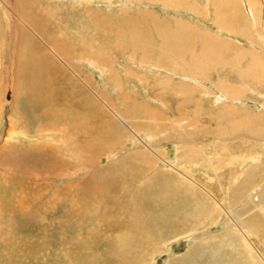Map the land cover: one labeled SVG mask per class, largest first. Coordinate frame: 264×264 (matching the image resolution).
<instances>
[{"label": "rangeland", "instance_id": "1", "mask_svg": "<svg viewBox=\"0 0 264 264\" xmlns=\"http://www.w3.org/2000/svg\"><path fill=\"white\" fill-rule=\"evenodd\" d=\"M2 1L0 0V4ZM25 1L28 3V8L29 3H33L34 10L37 8L42 10V14L38 15V18L50 20L49 22L52 24L51 26L49 25L50 27L45 21L47 26L46 32L50 36H55L63 41L65 47L63 50L67 56L65 54L62 58L61 54L55 48L52 49V52L49 47L40 46V48L39 45L37 46L35 44L37 46L35 47L36 53H40L45 48V51L43 50L41 53L44 55L42 58L47 59L45 60L46 62L56 65V63H60V60H63L66 63L74 64L80 68L83 71V75L85 74L93 85L96 86L100 94L104 98L106 97L108 101L110 100L109 103L114 102L119 111L126 110L124 109L126 103L124 96L126 94L131 95L137 102L143 105L139 112H143L147 108V113L140 114L152 116V118L148 117L145 121H150L152 130H155L156 134L154 135L153 131H151L153 132L151 134L148 130H144L139 136V134H136L138 130L135 128V119L128 120L124 117L122 120L118 118L119 120L116 119L117 121H114L115 119L113 117L115 116H111L109 112L110 107L107 108L104 105L105 109H103L105 111L107 110V112H104L105 114L103 113L102 116L104 115L105 118L111 120L114 119L112 121L113 123L110 124L111 126H106V130L105 128L92 129L93 137H91V143L88 145L89 148L86 147L83 152L84 154L81 153L83 157L84 155L86 156V159L92 158L91 160H94L99 156L98 152L100 153L104 150L102 157L97 159L93 163L94 165H89L85 168L81 167L84 160L81 161V157L77 155L74 157L73 162L67 163L70 158L68 153L64 149L63 151L59 147L54 146L55 143H61L63 146L67 144L64 143L61 136L64 134V137L67 138L66 133H69V126L67 122H63V117L61 118L59 113H57L61 110L60 108L64 107V99L58 96V101L54 100V106L57 108L52 106L51 113L49 114L51 118L50 116H44L47 119L43 117L44 119L41 118L42 120L37 122L35 116L33 117V115L27 113L25 107L28 105L25 98L29 96H24V90H26L24 87L25 79L29 77H25V73L22 67H20L23 64L20 62V59L15 60L14 53H12L13 55L11 54L12 48L14 47L11 45V42H13L11 39L14 36L8 28L10 23L7 19V10L5 17V13L0 7V102L2 103L0 110V264H120V256L116 254L118 251H111L109 246L112 245L115 247V250L120 248V243L118 242H120L119 234L121 233H124V235L130 234L127 255L129 257H135L131 258L130 264H134L133 262L135 264H143V262L149 259L151 254L153 255L161 248V243L151 244V240L154 241L152 238H157V241H160L159 238L161 240L162 238L166 239V236L172 237L173 234H178V237H181L180 240H174L175 242L172 243L171 253L165 252L157 255L156 264H167L171 257H174L171 259V261H175L174 264H180L182 258H186V260L182 259L183 262L181 264H191L192 260H194L193 264H208L209 261L212 263L213 257L219 258H217L219 264H234L235 262V264H251L250 252L244 250L245 246L243 244L238 247L236 243L234 251L230 244L222 248L215 246L206 247V255L201 263L200 254L204 249L196 245V238L200 237L204 232H207L210 226L203 228L201 233H196L192 237L186 238L184 236L187 234H183L182 231H185L189 225L186 223H183V225L180 221L182 218L183 221L186 218L191 219L188 214L192 213L194 207L201 205L204 201L199 204L196 198L191 197V195L184 194L180 198V193H178L176 201L173 202L169 197L170 195L165 192L166 190L160 184H157V182L152 183L151 178L154 173L160 170L166 171L167 174L171 175L170 177L175 178L177 176L175 175L176 170L183 172L184 170L182 169H188V171L194 174L198 182L205 184L218 196L217 198L222 199L225 193L228 192L227 186L230 184L229 179H232V173H234V165H227L229 162L228 159L234 155H229L222 151L224 147L223 143H225V147H230L229 149L235 155L241 154L239 149L241 148L242 150L243 147L246 148H244V153L248 155L256 156V153L260 151H263L264 154V149L262 148L264 146V139L258 135L253 136L251 132L252 127H256V123H252V125L248 123L246 127H244L245 125H240V127L235 128V116L233 120L230 119L225 125L219 123V116L222 110L226 109L225 107L237 108L236 110L246 109L256 114L264 113V86L258 83L255 78V73L248 72L249 55L240 57V49L237 47L238 44L244 50H252L258 54L260 53L259 55H262L261 58L264 61V48L258 49L256 47L260 44L263 45L260 37L256 35L253 41H249L242 34L233 33L228 29L221 28L212 19L210 14L213 12L212 9V12L207 10L208 15H203L198 14L195 10L187 9L184 6H175L177 2L170 3L171 6L163 0ZM190 1L200 7H204L208 3L204 0ZM233 1L238 6L241 5L242 15L247 20V22H244L247 27L252 29L253 25L248 22L250 20H248L247 16V14L250 15V12L245 10L243 0H224V6L228 9L227 11L231 10ZM258 1L260 2V0ZM221 2L223 5V0ZM253 3L255 2L251 3V7ZM210 7L211 5L206 6L209 9ZM91 11H95L97 14L100 12L105 17L106 22L117 23L119 30H116L115 26H112L113 30H105L106 33L100 28L98 30L95 21L92 22L94 19H91V15L89 14ZM21 12L22 18L18 23L27 26L26 22L29 20L30 14L27 10ZM100 13L99 15H101ZM42 15L43 17H41ZM17 17L19 18L18 14ZM176 21L183 22V30L181 31L184 34L185 32L189 34L191 28L193 31L210 32L215 37L217 36L218 39H222H219L221 42H218L215 54L213 48L206 50L211 58L214 57L213 60L210 58L209 62L206 61V57L208 56L206 52L201 60L203 61L201 71L206 75L205 77L203 76L204 78L190 75L187 71L183 73L186 69L185 63H190L188 60L191 59L193 53L186 55L187 60L184 64L175 58V62L182 64V67L185 68L184 70L182 67L180 70H177L179 66L176 64L157 62L158 58L163 55L161 53H165V57H167V49H165V46H162L166 38V33L163 32V28L168 26L174 32L179 31V24H176ZM185 24L189 27L187 31ZM240 25L242 26V23ZM241 26L240 28H242ZM106 27H109V25ZM134 29H137L138 34V39L136 40L132 39ZM143 37H146V44L151 49V59L144 57L141 54L142 52L133 53L131 51V45L142 43ZM189 37L184 36L185 39ZM192 38L193 42L189 43L188 47H194L199 52L201 45H204V43L199 40L198 36ZM27 39V44L29 40L32 42L31 38ZM20 41L21 39L15 46L18 48V51L19 49L21 50L22 46ZM228 42L231 44L229 45ZM119 43L120 45H124V48H119ZM225 48L229 51H226ZM46 51H49L48 54H46ZM41 53L37 56L35 55L36 59L41 56ZM69 53L71 57H69ZM151 54L154 56L151 57ZM55 55H58V57ZM93 55L100 57L94 58ZM239 57L241 60L244 57L245 60L241 61ZM98 59H101V61H98ZM216 60H218V63ZM201 61L200 63L198 62V65H201ZM263 61L261 66L264 65ZM211 62L213 63L211 64ZM226 63H228L227 66ZM231 63H233L232 66ZM250 67H252V62ZM240 70L245 71L246 76H240L242 74V72L240 74ZM33 77V75H30L29 81ZM245 79L248 80L246 81ZM220 82L232 84V86L236 87H234L236 91L239 90L237 93L240 95L234 100L226 97V94L223 91L221 92V89L218 87V83ZM10 84L15 85L20 90L19 94L16 93V102L14 101L16 94H12L15 93L16 89L14 87L11 88L12 86ZM92 88L95 89L94 87ZM59 89H63L60 84ZM61 93L62 95L64 93L68 94L65 89ZM90 96V99L95 100ZM71 97H69L68 101L74 106L76 104L74 102L76 101H73V98H76V96ZM189 98L192 99V102L189 101ZM182 100H184L183 104ZM95 101L99 102L97 100ZM99 104L103 105L101 102ZM177 104H181V106ZM66 106H68V103ZM76 107L80 111L87 109V107L79 108L76 104L75 110ZM57 116L60 118H57ZM135 116L140 120L141 115ZM15 117L19 121H15ZM19 117L21 118L18 119ZM55 118L60 120L57 121ZM52 120H55V122ZM120 122H123L122 126ZM128 122L133 125H128ZM154 122H159V124H154ZM118 123L119 125H117ZM261 126H264V124H261ZM58 127L62 134L58 130ZM215 127H222L220 130L222 133H219L218 137L216 136L219 130H216ZM114 129L116 130L114 131ZM57 130L60 133L56 132ZM78 131L81 132L82 127H79ZM99 131L101 132L100 134L104 133L105 137L99 135ZM180 133H182L183 137ZM191 135H193L192 140L195 141V145H198L200 151L205 149L207 152L206 159H199L201 152L197 148V145L189 144L191 145V150L186 151V153L182 152L187 147L180 141L181 138L182 140H188V136ZM101 136L105 138L107 145L101 139ZM119 136L120 138H118ZM257 136L259 139L254 138ZM52 137L55 138L54 142L51 140ZM94 139L95 141H100V143L97 144L98 142H95ZM68 140L69 138H67V142ZM155 141L156 143H161L167 155L165 156L167 160L160 161V164H157V166L161 167L153 168L152 165L148 167L143 159L137 160L136 165L134 164L133 166L131 163L125 166L119 163V161L128 158L129 160L136 158L134 151L142 150L147 145L152 146L150 147L152 149ZM28 144L33 145V150L39 149V152H31L32 149H30L31 147ZM103 145L105 146L103 147ZM100 146L103 147L101 151H99ZM26 147H29L28 150L25 149ZM78 147L81 148V145ZM94 148L98 151H95ZM52 149L57 151L55 152L53 150L55 155ZM23 150L26 152L30 150L29 152L31 153L28 155L25 152V154ZM43 151L48 153L45 155ZM95 152H97V155ZM38 154L41 155L39 156ZM190 154H194L197 157L191 156ZM60 159H64L66 162H60ZM116 160L118 161L117 163ZM239 162L237 161L238 164ZM122 167L125 170H120ZM145 168L146 170H144ZM129 169L134 171H130ZM157 169L158 171L155 172ZM116 173H121L122 175L120 177L114 176ZM106 178L109 182L107 184L112 183V186H108L109 190H106L108 196L102 190L106 186L104 184ZM137 189H140L139 194L135 193ZM160 190L165 195L163 196L165 199L160 201L161 203L159 205V202L152 201L151 195L154 194L152 196L157 197L160 194L162 197ZM143 192H146L145 194L150 192V194H147V197H145ZM170 206L175 208L171 212L169 210ZM154 207L156 208L153 209ZM151 210L155 215H151ZM144 214L145 217H148L145 218ZM153 219H156V221ZM111 221L114 223L111 224ZM144 222L145 224H143ZM156 223L161 224L158 226L159 228L155 225ZM223 228V224L211 227L213 232H219ZM149 233L151 234L149 235ZM153 233L157 237H155L156 235L152 237L154 235ZM254 241L257 244L259 243L255 239ZM192 247H195V249H190ZM143 248L145 250L142 251ZM260 249L264 252L263 247L260 246ZM189 250L190 254L188 256L184 255ZM215 251H217L216 256H214ZM139 252L142 254L140 253V255ZM121 264L123 263L121 262Z\"/></svg>", "mask_w": 264, "mask_h": 264}, {"label": "bare ground", "instance_id": "2", "mask_svg": "<svg viewBox=\"0 0 264 264\" xmlns=\"http://www.w3.org/2000/svg\"><path fill=\"white\" fill-rule=\"evenodd\" d=\"M37 1L38 0H34V2H37ZM163 1H165L166 4L177 2V4L175 6H179V5L180 6H184L187 9H190L192 11H194V10L197 11L198 14H203V15L207 14L208 15L207 10L209 12L213 11L212 13H210L211 16H212V19L217 24H219V26L221 28L228 29L229 31H231L233 33L242 34V36L246 37L249 41L250 40L253 41L256 38V35H257L263 41V45L260 44V45H257L256 47L258 49L264 48V0H260V2L258 0H243L244 1L243 6H244L245 10L247 12H250V15L247 14V16H248V20H250L248 22L253 25L252 29L250 27H247L245 22H244V21L247 22V20H245V18L242 15L241 5L238 6L234 1L232 3V8H231L230 11H227L228 9L224 6V0H223V5H222L221 0H204V1L208 2L207 5H206L207 7H208V5H211L210 9L206 8L205 5H204V7L196 6L190 0H163ZM206 2H205V4H206ZM252 2H255V3H253L252 7H251V3ZM0 7H1L2 11H4L5 14L4 13L3 14L5 15V17H6V10H7V13H8V18L7 19L9 20V23H10L8 28L11 31V34H13V36H14V38L11 39V41H13V42H11V45L14 46L12 48L11 54L14 53L15 60L19 58L20 62L23 63L22 66H20V67H22L23 72L25 73V77H29L30 78V75H33L35 77V78L33 77L31 79V81H29V78L25 79V87H24V89H26V90L23 89L25 91L24 92L25 95L24 94H22V95H24V96L28 95L29 96L28 98L24 97L26 102H27V105L29 106V107L28 106L25 107L26 110H27V113L33 115V117L35 116V119L37 120V122L39 120H42L41 118H43L44 116L45 117L46 116L47 117L50 116V118H51V115H49V114L51 113L52 106H54V104H55L54 100L58 101V99H59L58 96H61L64 99L65 105H64V107L62 106L63 108H60L61 110L59 112H57V113H59L61 118L63 117V122L65 121V122L68 123L69 133L67 132L66 136H67V138H69V140L67 142V138L64 137V134H63L61 136V139L64 141V143H67V144H65L63 146L61 143H59V144L55 143L54 146L59 147L61 150L64 149L68 153L70 158L68 159L69 161H67V163L68 162H73L74 157L77 155V156L81 157L80 158L81 161L84 160V162H82L83 164H82L81 167L85 168V167H88L89 165L90 166L94 165L93 163H95L97 159L102 157V155H103L102 153H103L104 150L101 149V148H103L105 145H103V147H101L102 145L100 146V148H99L100 150L99 151H101V150H103V151L100 152L101 154L98 152L99 156L97 158H95L94 160H91L92 158L91 159H86L85 158L86 156L84 155V157H83V155H81V153L84 152L86 147L89 148L88 145L91 143L90 142L91 137H93L92 136L93 134L91 132L92 129H95V128H98V129H100V128L102 129L103 128L104 129L105 128V130H106L107 129L106 126H108L111 123H113L112 121L114 119H115L114 121H117L116 119H118V118L122 120V119H124V117H126L128 120L135 119V122H136L135 126L136 127L135 126L134 127L138 130V132H136V134H139V136H140V133L142 131H144V130H148L149 133L151 131H153L152 130V125H150V121H145L148 117L152 118V116H145V115L140 114V113H144L145 114V113H147L146 111H148V110H147V108H145L143 110V112H139L140 109L142 108L141 106H143V105H141L140 102H137L131 95L126 94L124 96V99L126 101V103L124 105V109H126V110L119 111V109L116 107L114 102H112V103L110 102L109 103L110 100L108 101L106 99V97L104 98L100 94V92L96 88V86L93 85V83L85 76V74L83 75V71L80 68L76 67L74 64L66 63L63 60H60V63H56V65L46 62L45 60H47V59H43L42 56H44V55H43V53H41L45 48H43V50L41 49L42 50L40 52L41 56H39L38 59H36L35 55L37 56V55L40 54V53L37 54L36 51H35V47H37L38 45H39V47L40 46L41 47L42 46L49 47V49L51 48V50L53 48H55L59 52V54H61L62 58L66 54L65 51L63 50V49H65L63 41L58 39V38H56L55 36L54 37L50 36L49 33L46 32L47 31V26L45 24V21L48 24V26L49 25L51 26L52 24H50V22H49L50 20L43 19V18H38V15L42 14V10L41 9L37 8L36 10H34L33 3H29V8H28V3L25 0H3L2 3L0 4ZM211 9H212V11H211ZM23 10H27L28 13L30 14V16H29V20H27V22H26L27 26H23L24 24L21 23L22 26L20 27L21 24L18 23V21L22 18V15H21L22 12L21 11H23ZM99 13L97 14L95 11H91L89 13L91 15V19H94V20H92V22L95 21L96 26L98 27V30L100 28L101 30H104L103 31L104 33H106L105 30H110V29L113 30L112 26H115L116 30L117 29L119 30V28L117 27V23L106 22L105 17L101 13H100L101 15H99ZM17 14H18L19 18L17 17ZM154 16H157V15H154ZM41 17H43V15ZM255 19H257V20H255ZM11 23H13V24H11ZM182 23L183 22L176 21V24H179V26H178V30L179 31H177V32H174L168 26L163 28V32L166 33V38H165L164 43H163L162 46H165L166 47L165 49H167V52H166L167 53V57H165V53H161L163 55L160 58H158L157 62L163 63V64H172V65L176 64L177 66H179L177 68V70L178 69L180 70V68L182 67V64H180V63L183 62V64H184L186 62V60H187L186 59V55L193 53V55H191V59L188 60L190 63H187V62L185 63L186 64V69L182 67L183 70L185 69L183 73H186L185 71H187V72H189L190 75H196V76H201V77L204 76L205 77L206 75H204L202 73V71H201L202 62H203L201 60L203 59V57L207 53L206 52L207 49H212L213 48V52L215 54L216 53L217 44H218V42H221V41H219V39L220 40H222V39L221 38L218 39L217 36L215 37V35L210 33V32L198 31V30L193 31V29H191V28H190L191 31H190L189 34H187L186 32L184 34L183 31H181V30H183ZM240 23H242V26L240 25ZM108 25H109V27L105 28V26H108ZM94 26H95V24H94ZM240 26L242 28H240ZM185 27H186V31H187L189 29V27L186 24H185ZM246 28H248V29H246ZM134 30L135 31L132 32V39L136 40V39H138L137 29H134ZM112 33H114V31H112ZM184 36H186V37L190 36V37L188 39H185ZM197 36H198L199 40L202 41V43H204V45H201V49H199L200 50L199 52H197L194 47L193 48L192 47H188L189 43L193 42V38L192 37H197ZM27 38H31L32 42L29 40V42H31V43L28 42V44H27L26 43V39ZM20 39H21L20 42L22 43V46H21V50L19 49V51H18V48H16L15 46L17 45V43L19 42ZM119 39H121V37H119ZM142 40H143L142 43H140L138 45H131L132 46L131 47V51L133 53H138V52L141 53L142 52L141 54L144 57L150 58L151 49H149V47L146 44V37H143ZM121 43H123V42H121ZM209 43H211V44H209ZM250 43H253V42H250ZM35 44H37V46ZM230 44L231 43H229V45ZM19 45H20V43H19ZM227 45H225V46H227ZM118 47L119 48H124V45H120V43H119ZM237 47L240 49V52H239V56L240 57L243 56V55H244V57L246 55L247 56L249 55L250 60H248V61L250 63L248 62V64H249V66H248L249 69L247 68L248 72L249 73H255L256 74L255 78L257 79L258 83H260V84H262L264 86V69H263L264 65L261 66L262 61H263V59L261 58L262 55L260 56L259 55L260 53L258 54L256 51L244 50L238 44H237ZM223 49H221V50H223ZM225 50H226V48H225ZM226 51H224V52L226 53ZM235 51H237V50H235ZM48 52L46 51V54H48ZM52 52H53V50H52ZM55 56L58 57V55H55ZM66 56H67V54H66ZM81 56H82V54H81ZM152 56H154V55L151 54V57ZM69 57H71L70 53H69ZM99 57L100 56H98V55L94 56V58H99ZM217 57H219V56H217ZM244 57L242 58L243 60H245ZM101 58L103 59V57H101ZM175 58L178 59L180 63H176L175 62L176 61ZM210 58H211L210 54H208V56L206 57V61L209 62ZM213 58H211V59L213 60ZM240 60H241V58H240ZM243 60H241V61H243ZM98 61H101V59H98ZM200 61H201V65H198V62L200 63ZM216 61L218 63V60H216ZM251 62H252V67H250ZM212 63L213 62H211V64ZM204 65H205V63H204ZM227 65H228V63H226V66ZM232 65H233V63H231V66ZM172 68H173V66H172ZM203 68H204V66H203ZM13 70H14V68H13ZM241 72H242V74H241ZM244 72L245 71H241L240 70V74L241 75L240 74L239 75L240 76H246V74ZM248 72H246V73H248ZM251 75H249V76H251ZM253 76H254V74H253ZM251 78H252V76H251ZM13 82H14V80H13ZM26 83H27V85H26ZM255 83L257 84V82H255ZM59 84L62 85L63 89H65V91L68 93V94L64 93V95H66V96L62 95L61 92H62L63 89L62 90L59 89ZM11 86H12L11 88L14 87L16 89L15 93H12V94L15 95L16 93L17 94L20 93V90L18 88H16L15 85H11ZM92 87H94L95 89H93ZM218 87L221 89V92L223 91L226 95L224 93L223 94L226 97L230 98L231 100L236 99L240 95V94L237 93L239 90L236 91L234 89L235 86H232V84H230V83L226 84V83L220 82V83H218ZM257 87H258V85H257ZM98 88H99V86H98ZM69 92H71V93H69ZM123 93H124V91H123ZM17 94H16V97H15V100H14L15 102L17 100ZM90 95L95 100L101 102L103 105H100L99 102H96L95 100L90 99L89 98ZM71 96H76V98H73V101H76L74 103H76L77 106H79V108L80 107H87V109L86 110L82 109V111H80V109H78L76 107V110H75L76 104H74V106H73V104L69 103V101H68L69 97H71ZM184 100H182L183 101L182 104L184 103ZM70 101H71V99H70ZM189 101L192 102V99L189 98ZM31 102H32L33 107L31 105ZM67 103H68V106H66ZM104 105L107 108L110 107L109 112H110L111 116L112 115L115 116V117H113L114 118L113 120L105 118L104 115L102 116V114L104 112H107V110L106 111L104 110L105 109ZM179 105L181 106V104H179ZM182 106H184V105H182ZM1 107H2V103L0 102V110H1ZM55 108H57V107H55ZM225 108L226 109L222 110V113L219 116V123L221 125H225L230 119L233 120V117L235 116V118H236L234 120V121H236V124L234 126L235 128L236 127H240V125H245L244 127H246L248 125V123L251 124V125H252V123H256V127H252V130L250 129L251 132H252L253 136L254 135H258V136H260V137H262L264 139V126H261V124H264V113L256 114V113H251V112H249V110H246V109L236 110L237 108L236 109L235 108L233 109L231 107H229V108L225 107ZM134 114L135 115H141L140 120H138ZM53 116H55V115H53ZM58 117L59 116H57V118ZM20 118L21 117H19L18 119H20ZM57 118H55V120ZM14 119H15V121H19V120H17L16 117ZM31 119H32V117H31ZM45 119H47V118H45ZM55 120L54 121L52 120V121L55 122ZM58 120H60V119H57V121ZM109 121H111V122H109ZM59 122H61V121H59ZM91 122H92V124H91ZM122 123H121V126H122ZM156 123L159 124V122H154V124H156ZM185 123H186V121H185ZM117 125H119V123ZM128 125L132 126L133 124L129 123ZM79 127H82V131L81 132L78 131ZM114 128H115V126H114ZM156 128H154V129H156ZM221 128L215 127L216 130H219V132H218L216 137L219 136V133H222V131H220ZM58 130L60 131L59 127H58ZM58 130L56 132H59ZM115 130L116 129H114V131ZM125 130H128V129H125ZM223 130H224V128H223ZM110 131H111V129H110ZM127 132H126V134H127ZM129 132H131V130H129ZM153 132H154V135H155L156 134L155 130ZM153 132H151V134ZM156 132H157V130H156ZM100 133L101 132L99 131V135H103L104 136V133L103 134H100ZM61 134H62V132H61ZM118 134H117V136H118ZM147 134H148V132H147ZM180 134L182 136V133H180ZM184 134H186V133H184ZM103 136H101V139L103 141H105V138H104L105 136L104 137ZM258 136L254 137V138H258ZM188 137H189L188 140H186V139L184 140L183 139L184 140L183 141L182 138L180 140L187 147V148H185V151L182 150L183 153H186V151H190L191 150V147H190L191 145H189V144L195 145V141L192 140L193 139V135L188 136ZM76 138H78V139H76ZM118 138H120V136ZM156 138H154V139H156ZM51 140L54 142L55 138L52 137ZM94 141H95V139H94ZM33 143H31V144H33ZM99 143H100V141L97 144H99ZM104 143L106 144V141ZM37 144H39V143H37ZM223 144H224V147H223L222 151L224 153L229 154V155H234V156H232V157H230L228 159L229 162L227 164V165H230V166L232 164L234 165L233 166L234 167V173H232V179H229L230 180V184L228 183L229 185L227 186L228 192L225 193V196L222 199L217 198L218 196L209 187H207L205 184H203L202 182H198L195 179L194 174L191 171H188V169H182V170H184L183 172H181V171L179 172L178 170H176L175 171L176 172L175 175H177V176L175 178L170 177L171 175L167 174L166 171L160 170L159 172L153 174V176L151 178V180H152L151 182L152 183L157 182V184H160L166 190L165 192L170 195V196L169 195L168 196L172 199L173 202L176 201V197H177L178 193H180V198H182L184 194L185 195L186 194L191 195V197L196 198V201L199 204H201L202 201H204L201 205H198V206L194 207L192 213L188 214V216H190L191 219H187L185 217L186 220L183 221V218L182 219L179 218V219H181L180 222L182 224L186 223L187 225H189L188 227H186V229L184 228L185 231L184 230L182 231L183 234H187V235L184 236L186 238L190 237V236L192 237V235H195L196 233H201L203 228H205L207 226H210L208 228L207 232H204L203 234H201L200 237H198L199 235L197 236L198 237V238H196L197 242L194 239L195 242H196V245L199 246L200 248L204 249L202 251V253L200 254L201 263L203 262V258L206 255V247L215 246L217 248H222V247L226 246L227 244H230L232 246V250L234 251L235 243H236V245H238V247L243 244L245 246L244 250L246 252L247 251L250 252L251 255H249V257L251 259V264L252 263L253 264H264V252L260 249V246L264 248V154H263V151L257 152L256 156H251V155H248V154L244 153V148L245 147H243L242 150H241V148L239 149L240 150L239 152L241 154H236L235 155L229 149L230 147H225V143H223ZM28 145H30V144H28ZM79 145H81V148L78 147ZM94 146H95V144H94ZM147 146H149V145H147ZM147 146H145V148L143 147L144 149H142V150L134 151V155H135L136 158L133 157L134 159L131 158L132 160H129V158H128V159H125L123 161H119V163H121L122 166L129 165L131 163V165L133 166L136 163L137 160H139V159L142 160L143 159V161L146 163V165L148 167H149V165H152L153 168L161 167V166H157V164L158 163L160 164V161L167 160V158L165 157V156H167L165 154V152H166L164 150L165 148H163L161 143L160 144L158 142L156 143V141H155V145H153L152 149H150V147H152V146H149V147H147ZM29 147H31L30 149H32L33 145L32 146L30 145ZM29 147H26L25 149L28 150ZM90 148H92V146H90ZM197 148L199 149L198 145H197ZM262 148L264 149V146ZM32 150H31V152H35V153L39 152L38 151L39 149L33 150V151ZM53 150L54 149H52V151ZM94 150H95V148H94ZM23 151H24V153L26 152L25 150H23ZM29 151L26 152L28 155L31 153ZM95 151H98V150H95ZM199 151H200V149H199ZM43 152L45 153V155H46V153H48L46 151H43ZM55 152H57V151H55ZM55 152H54V155H55ZM200 152H201V156H200V158L199 157L198 158L201 159V160L206 159L207 158V155H206L207 152L205 151V149L203 151H200ZM95 153L97 155V152H95ZM131 153L133 154V152H131ZM190 155L191 156H196L194 154H190ZM124 156H126V155L124 154ZM94 157H95V154H94ZM44 158H46V157H44ZM117 160H116V163L118 162ZM59 161L63 162V163L66 162V161H64V159H60ZM237 161L238 162L240 161L239 164L237 163ZM242 161H244V163H242ZM114 165H115V162H114ZM211 165H212V163H211ZM84 168H82V169H84ZM112 168H113V166H112ZM135 168H136V166H135ZM120 170H125V169H124V167H122V169L120 168ZM144 170H146V168ZM94 171L97 172L96 170H94ZM130 171H134V170H130ZM156 171H158V169L155 170V172ZM171 171H174V170H171ZM117 172H118V170H117ZM100 173H103V172H100ZM95 174H98V173H95ZM142 174H144V173H142ZM111 175H113V174H111ZM121 175H122L121 173H119V174L116 173L114 176H119L120 177ZM107 183H109V182L107 181V178H106V181L104 182V184H106V186H105L106 189H104L105 188L104 184H103L104 188L102 189V190H104L103 193H105V195H107L106 194V190H109L108 186L109 187L112 186V183L111 184H107ZM126 184H128V183H126ZM137 187H138V185H137ZM151 188H152V186H151ZM125 189H123V190L125 191ZM160 192H161V190H160ZM135 193L139 194L140 193V189H137L135 191ZM145 193L143 192V195ZM151 193H153V192L151 191ZM147 194H150V192L147 193ZM147 194H145V197H147L146 196ZM152 195L154 196V194H152ZM152 195H151L152 201L159 202V205L161 203L160 201H163V199H165V197L163 198V196H165V195L162 194V192H161L162 197L160 196V194H159V196L157 195V197H153ZM155 196H156V194H155ZM214 197H216V198H214ZM99 199H100V197H99ZM114 199L116 200V198H114ZM127 199H129V198H127ZM137 199H139V198H137ZM166 199H168V198H166ZM120 200H118V201H120ZM131 200H133V199H131ZM198 200H200L201 202L198 201ZM77 201H78V199H77ZM104 201H105V199H104ZM166 201L168 202V200H166ZM123 202H124V200H123ZM80 203H81V201H80ZM167 205H169V204H167ZM156 206H157V204H156ZM155 208L156 207H154L153 209H155ZM147 209H150V208H147ZM174 209H175L174 207H171V206L169 207L170 212L173 211ZM151 212H152L151 215H155V214H153L152 210H151ZM157 212L159 213V211H157ZM189 212H191V211H189ZM74 213H76V212H74ZM121 216H120V218L123 217V216L122 217ZM133 216H134V213H133ZM156 216L159 217L158 214H156ZM111 217H113V216H111ZM144 217H145V214H144ZM147 217L148 216H146L145 218H147ZM154 221H156V219ZM114 222H115V220H114ZM114 222L111 221V224L114 223ZM143 224H145V222ZM219 224H223L224 228L221 231L219 230V232H213L211 227L218 226ZM155 225H157V227H158L161 224L160 223H158V224L156 223ZM182 227H184V226H182ZM150 234L151 233H149V235ZM155 235L156 234H154L152 237H154ZM173 235H172V237L171 236H166L167 238L166 239L162 238V240H161V238H159L160 241H157V238L156 239L152 238V239H154V241L151 240L152 241V243H151L152 245L161 243L162 246L153 255L152 254L150 255L149 259L146 260L147 263L145 261V262H143V264L144 263H146V264H156L157 255L165 253V252L171 253L172 252V243L177 241V240H180V238H181V237L180 238L178 237V234H173ZM129 236H130V234H128V235H126V234L124 235V233L119 234V241H120V242H118V243H120V248L119 249L117 248V250H115V247H113L112 245L109 246V249L111 251L112 250H114L113 252L118 251L116 254H118L120 256V260H121L120 264H121V262L123 264H130L131 263V258H135V257H129V255H127V247H128V244H129ZM111 237L113 238V236H111ZM155 237H157V235ZM254 239L257 240V242L259 241V243L257 244L254 241ZM151 244H150V246H151ZM190 249H195V247H192ZM143 250H145V249L143 248L142 251ZM217 250H219V249H217ZM229 251H231V250H229ZM141 252H139V254ZM188 254H190V250L184 255L188 256ZM184 255H182V256H184ZM216 255H217V251H215L214 256H216ZM238 256H239V254H238ZM83 257H84V255H83ZM173 258L171 257V259H173ZM217 258L213 257L212 258V263L209 261L208 264H210V263L211 264H219V262H218L219 258L218 259ZM83 259H85V258H83ZM171 259H169V262H167V264H174L175 263V261L173 262V261H171ZM182 259L180 261V264H181V262H183V260H186V258L183 259V260ZM133 263L135 264V262H133ZM193 263H194V260H192L191 264H193ZM182 264H184V263H182Z\"/></svg>", "mask_w": 264, "mask_h": 264}]
</instances>
